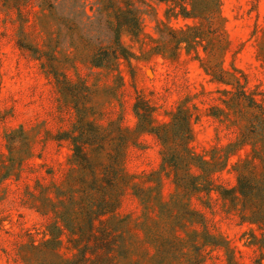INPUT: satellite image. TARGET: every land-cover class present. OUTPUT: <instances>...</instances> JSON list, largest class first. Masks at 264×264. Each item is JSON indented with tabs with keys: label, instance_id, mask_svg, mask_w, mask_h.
Wrapping results in <instances>:
<instances>
[{
	"label": "rangeland",
	"instance_id": "rangeland-1",
	"mask_svg": "<svg viewBox=\"0 0 264 264\" xmlns=\"http://www.w3.org/2000/svg\"><path fill=\"white\" fill-rule=\"evenodd\" d=\"M12 3L0 6V264L74 260L71 245L45 247L56 220L37 209L51 208L42 196L55 199V183L73 180L66 136L77 140V151L93 150L95 139L123 144L127 154L131 182L117 197L101 190L100 200L107 207L112 197L116 209L84 229L105 241L99 253L112 252L107 262L116 252L115 264H264V224L245 221L215 191L236 188L239 173L264 189V0H221L218 29L203 44L226 39L225 51L215 48L224 83L195 49L174 53L170 29L194 21L166 18V1ZM139 18L142 32L117 38L120 23ZM128 48L134 55L123 59ZM180 112L193 117L177 133ZM171 158L176 168L164 170ZM14 160L12 174L2 176ZM190 175L214 190L188 188ZM248 206L264 208V192L256 190Z\"/></svg>",
	"mask_w": 264,
	"mask_h": 264
},
{
	"label": "trees",
	"instance_id": "trees-1",
	"mask_svg": "<svg viewBox=\"0 0 264 264\" xmlns=\"http://www.w3.org/2000/svg\"><path fill=\"white\" fill-rule=\"evenodd\" d=\"M160 1L168 2L169 6L165 11L166 18L183 17L186 20L193 19L194 21L193 24H188L179 30L170 29L173 32L171 39L175 42L173 47L174 53L176 50L195 49L198 59L202 62V66L206 68L207 72L220 82H228L224 77L226 70L221 67V62H219L220 51L218 50L219 48L221 51L226 50L228 44L226 39H214L210 37L207 39L210 43L209 46L203 44L204 38L210 34H214L215 30L218 29L217 24L220 20L219 9L221 7V0ZM10 3H12V0H0V6L8 7ZM141 25L142 21L140 18L135 19L133 25L130 21H123L116 28L117 38L123 40V35L136 36L142 32ZM200 47L206 53V57H204L206 59L201 57ZM215 48L218 49L215 50ZM133 55V50L128 48L127 50H123L122 58L130 59ZM209 58L212 61L207 60ZM98 65H101V63ZM221 75L224 77V80L221 79ZM252 96L250 97L243 93L240 95V98L249 104L255 103V99ZM191 116L193 117V114ZM191 116L187 113L180 112L174 124L177 133L190 126L192 121ZM147 125L150 127V122H147ZM158 128L164 133H167V126H159ZM120 132V135L124 136L125 131L123 128L120 129ZM61 139L70 141L74 148L73 157L75 167L72 168V174L70 176L75 180H72V182L68 181L66 186L72 183L75 187H66L64 184L60 185L59 183H55L53 187L56 189L54 194L57 201L50 194L42 196L43 204H50L51 208L47 211L42 210L41 207H37V209L45 214H53L56 220L45 232V234L49 232L51 237L45 241L44 245L45 247H49L52 243L57 242L64 245H71L75 249V258L72 260V263L67 261L61 264H115L116 252L114 253V258L107 262V257L113 256L111 255L112 252L109 251L103 255L99 253V246L103 245L105 241L96 237L94 239L90 233L86 234L84 229L85 225H88L89 228L90 226H95V216L99 217L106 215L108 212L112 213L117 206L111 201V198L117 197L122 188H125L131 182L130 177L126 173L127 167L125 163L127 154L124 146L123 144H109L106 141L99 142L92 139L89 145L93 150L77 151L74 147L77 143L75 138L66 136L61 137ZM109 146H111V150L108 151L107 147ZM87 151H89V155L86 154ZM229 154L230 149L226 150L223 156L226 157ZM176 160L175 158H171L169 161L163 162L164 170L172 167L176 168ZM249 161L250 167L257 168L254 158H250ZM243 165L246 166V161ZM15 167L16 161L14 160L13 166L6 173H3L2 176L11 175ZM166 176H172L171 169ZM248 179L246 174L239 173V183L236 188L230 190L216 189L215 191L219 192L225 200L230 201V207L232 206L233 209L241 210L243 213L241 216L245 221L248 220L256 224H264V208H251L248 206V201L255 194L256 190L264 192V189L259 185H249ZM187 187L195 191L214 190L206 179L202 183V178L195 175H190ZM41 188H45L44 185ZM86 189H89V192ZM101 190H108L111 193L113 191V196L109 197L106 201L107 207L100 200ZM240 197H244L246 201L238 202ZM3 199L5 197H1L0 201ZM93 230V228L90 229L91 232ZM67 233H70V235ZM61 236H65L66 240H60L59 238ZM109 238L106 237L105 240H109ZM94 243L96 244L95 247H93ZM92 258H95V261Z\"/></svg>",
	"mask_w": 264,
	"mask_h": 264
}]
</instances>
